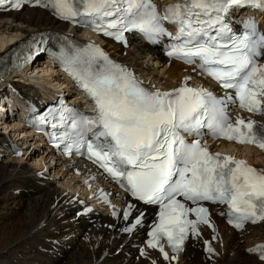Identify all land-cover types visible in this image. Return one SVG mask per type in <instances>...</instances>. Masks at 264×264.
<instances>
[{
  "label": "snow or ice",
  "instance_id": "6c2138e0",
  "mask_svg": "<svg viewBox=\"0 0 264 264\" xmlns=\"http://www.w3.org/2000/svg\"><path fill=\"white\" fill-rule=\"evenodd\" d=\"M22 2L13 0L10 7L19 10ZM34 2L52 9L62 20L118 41L133 29L150 41L167 34L175 41L169 46V57L195 65L222 89L234 92L226 91L225 97L218 98L206 89L189 86L187 77L178 88L150 91L94 43L81 45L68 37H62L66 43L52 53L94 102L91 115L63 109L59 123L66 128L57 138L67 141L68 152L86 154L136 200L159 205V223L149 233V247H159L167 259L158 243L162 236L176 251L189 227L193 235L198 222L211 227L206 208L186 207L177 197L193 204L227 205L229 223L238 229L245 222L264 221V169L231 155L212 153L199 139L188 143L182 135L199 137L207 129L213 139L264 151V125L241 117L233 121L227 112L229 103L238 102L239 108L264 115V64L256 59L258 48H264V34L258 32L254 20L244 22L240 35L226 21L233 8L251 6L264 12V0H177L166 6L163 16L148 0ZM3 3L0 0V6ZM162 20L176 27L175 36L165 32ZM134 207L125 208V220ZM190 212L196 220L187 219ZM140 222L139 218L135 221ZM260 259L264 260V254Z\"/></svg>",
  "mask_w": 264,
  "mask_h": 264
},
{
  "label": "bare ground",
  "instance_id": "6f19581e",
  "mask_svg": "<svg viewBox=\"0 0 264 264\" xmlns=\"http://www.w3.org/2000/svg\"><path fill=\"white\" fill-rule=\"evenodd\" d=\"M6 16L0 15V50L41 30L65 29L64 24L37 9H23ZM108 49L155 88L170 90L180 87L186 77L197 78L191 68L167 61L137 44L125 51L118 46ZM42 79L59 86L64 83L56 75H45ZM198 79L209 84L202 77ZM11 88L23 93L30 89V82L15 76L0 86V93H10ZM11 129V136L20 142L23 150L21 158L12 157L1 130L0 147L5 148L2 152L6 153V159H0V264H148V261L166 264L159 254L149 250L146 261H142L141 249L135 246L142 244L143 230L131 236L123 234L127 220L113 215L115 209L86 201L79 192L82 176L87 172L85 166L80 167L79 175H73L78 165L72 167L67 161L53 164L42 150L32 147L34 143L30 146L32 139H22L14 127ZM215 146L230 148L224 142ZM230 151L238 153L250 166L264 169V155L256 150L232 147ZM30 158L32 162L28 165ZM14 186L18 194L10 191ZM22 207L23 215L17 211ZM222 227L214 232L215 254L211 258L204 255L202 241L197 239L200 251L199 244L194 246V242H188L176 264H264L245 253L246 249L264 242V223L240 233L225 225ZM75 228L87 230L85 233L90 238L84 245L78 240L81 248L74 246L76 231L72 230ZM222 229H227L229 234L223 235Z\"/></svg>",
  "mask_w": 264,
  "mask_h": 264
},
{
  "label": "rangeland",
  "instance_id": "374dc122",
  "mask_svg": "<svg viewBox=\"0 0 264 264\" xmlns=\"http://www.w3.org/2000/svg\"><path fill=\"white\" fill-rule=\"evenodd\" d=\"M0 131H1V130H0ZM32 141H33V139H32ZM5 155H6V153H5V152H2V150H1V153H0V159H1V160L6 159V156H5ZM31 162H32V158L28 159L26 163H27L28 165H30ZM57 179H58V176H57V177H54V180H57ZM14 189H15V186L12 187L10 191H11V192H12V191H13V192H16L17 189H15V190H14ZM16 194H18V192H16ZM23 195L25 196V193H24ZM25 198H27V197H25ZM22 210H24L23 207L20 208V209H19V208L17 209L18 213H21V214L23 213ZM22 215H23V214H22ZM11 216H12V215H10V217H11ZM11 218H12V217H11ZM14 218H16V216H14ZM17 218H18V217H17ZM218 226H219L218 228H223V227H222L223 225H222L221 223H218ZM71 227H72V226H70V229H72ZM76 229H77V228H75V229L72 230V231H76V233H75V234H76V242L74 243V246H76V247H80V248H81L82 245H80V243L84 245L88 240H90V238H89V237L87 236V234L85 233V231L87 232V230H80V229H77V230H76ZM78 230H79V231H78ZM80 232H81V233H80ZM80 234H81V235H80ZM83 234H85V235H83ZM222 234H223V235H227V234H229V231H228L227 229H222ZM59 235H62V234H59ZM78 236H79V237H78ZM85 236H87V237L85 238ZM88 238H89V239H88ZM80 239H81V241H80ZM87 239H88V240H87ZM78 240L80 241V243L78 242ZM88 242H89V241H88ZM88 242H87V243H88ZM242 242H243V241H241V243H242ZM77 243H78V244H77ZM194 245H196V244H194ZM198 250H199V249H198ZM123 256L127 257V255H125V254H124ZM125 257H124V258H125ZM142 261H145V260L142 259ZM136 262H138V261L136 260ZM136 262H135V263H136ZM3 264H6V262L3 263ZM36 264H37V263H36ZM148 264H155V263H154V262H151V263L148 262Z\"/></svg>",
  "mask_w": 264,
  "mask_h": 264
}]
</instances>
